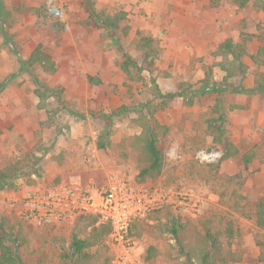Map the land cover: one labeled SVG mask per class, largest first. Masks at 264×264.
<instances>
[{
	"label": "rangeland",
	"instance_id": "374dc122",
	"mask_svg": "<svg viewBox=\"0 0 264 264\" xmlns=\"http://www.w3.org/2000/svg\"><path fill=\"white\" fill-rule=\"evenodd\" d=\"M243 31L264 32V11L253 1L239 6L231 0H0V170L14 163L20 167L16 185L0 190V215L14 224L8 243L23 264H68L64 253L72 255L73 233L85 231L77 217L25 218L23 196L34 189L103 183L109 173L138 181L147 158L131 141L140 131L131 117L151 101H165L156 113L170 126L163 150L177 139L183 160H165L162 172L143 183L194 188L205 203L197 215L166 207L151 213L142 220V235H134L138 251L145 258L156 247L149 264H189L167 229L172 212L190 219L197 232L205 220L213 229L233 226L232 250L241 258L229 264H264V244L259 246L264 229L245 216V197L255 202L264 196V95L233 90L253 86L256 70L264 66L247 57V74L220 92L206 91L202 83L209 72V82L222 80L219 46L226 38L241 40ZM141 35L156 39L160 57L152 73L134 67L127 73V57H141L136 47ZM39 43L54 58L55 72L28 63ZM259 47L264 49V39L249 49L256 53ZM153 77L171 98H154ZM224 139L233 142V156L214 164L196 162L197 149L223 151ZM100 140L105 148H99ZM92 143L98 146V168L83 160ZM222 238L228 248L227 235ZM108 243L109 235L103 247L91 251L101 263L112 260Z\"/></svg>",
	"mask_w": 264,
	"mask_h": 264
},
{
	"label": "trees",
	"instance_id": "16d2710c",
	"mask_svg": "<svg viewBox=\"0 0 264 264\" xmlns=\"http://www.w3.org/2000/svg\"><path fill=\"white\" fill-rule=\"evenodd\" d=\"M218 1V0H214ZM233 3L239 6H245L247 3L253 1L255 5L264 11V0H231ZM92 14L95 11L91 9ZM264 39V32L251 33L242 32V39L235 40L233 38H226L219 46V55L221 59L217 62V65L224 72L223 78L220 82H209L212 73H208L204 83V89L209 92H220L226 86H231V80L244 77L248 70L249 65L246 62V58L249 57L253 64L258 68L264 66V49L259 47L256 53H252L249 49L250 43L253 41H262ZM156 39L149 35H141V38L137 44V48L141 57H127L123 62V67L126 72H130V68L134 67L141 73L148 71L153 72L154 65L160 57L159 46L156 45ZM157 47V48H156ZM28 63L30 65L38 64L44 72H55L57 65L50 53H48L41 43H39L31 52ZM255 84L251 87L239 86L234 87V91L241 93H253L264 95V70H256ZM92 82L99 83L98 77L89 76ZM153 85V92H155L154 98H161L167 96L171 98L173 94H162L156 80L151 78ZM227 84V85H224ZM38 92V91H37ZM40 95V94H38ZM42 96V94H41ZM165 101L155 103L151 101L146 106L137 107L134 109V114L131 117V121L140 128V131L131 137L133 144H137L142 149L144 156L147 158V163L142 165L137 173V179L139 182H143L148 178L159 175L165 162V152L162 147L163 138L170 132V126L167 123L161 122L156 113L160 106H164ZM221 124L225 121V116L221 115ZM223 145V158H229L236 153L234 144L229 139L222 141ZM99 148H105L106 142L100 140L98 143ZM166 150V149H165ZM245 160L251 161V156L244 155ZM30 164L31 161L28 160ZM216 163V162H215ZM214 164V163H209ZM19 166L9 165L0 170V190L13 188L16 185V176L19 175ZM246 198L245 202V216L250 219H254L256 223L264 229V196L255 202ZM169 210V209H168ZM170 211V210H169ZM171 220L167 224V229L171 233L172 238L179 245L180 252L184 253L188 257L189 264H229L231 262H237L240 260V255L232 250L231 239L235 235L233 226H229L226 230L211 227L210 220H205L203 224V231L197 232L190 219L183 218L181 215H175L170 212ZM8 217L0 215V264H23L14 246L8 243V239L11 235V231L14 229V224H6ZM78 223L84 224V234L74 232L72 236V255L69 256L68 252H65L68 264H110L111 257H109L106 263H101L95 259L91 254L93 247L96 249L103 247L106 242V238L111 232L110 223L98 222V215L87 213L80 214L76 218ZM143 220V219H142ZM137 221L133 226V235H142L144 230H141V224L145 221ZM10 229V230H9ZM146 230V229H145ZM227 235L229 247L225 248L222 236ZM259 246L264 244V241H259ZM151 246L148 249L146 260L150 261L153 258Z\"/></svg>",
	"mask_w": 264,
	"mask_h": 264
},
{
	"label": "built area",
	"instance_id": "2783aa9c",
	"mask_svg": "<svg viewBox=\"0 0 264 264\" xmlns=\"http://www.w3.org/2000/svg\"><path fill=\"white\" fill-rule=\"evenodd\" d=\"M165 160L178 164L183 160L180 142L175 139L166 148ZM223 156L219 148H199L194 153L196 162H218ZM98 147L89 144L83 154L86 164L100 165ZM190 187L162 189L147 186L126 176L109 173L106 181H92L81 188L60 186L32 190L23 196V215L32 221H71L80 214L98 215V222L110 223L109 246L113 257L111 264H149L138 251L133 226L164 207L197 215L205 198ZM16 198V197H15ZM19 199H16V201Z\"/></svg>",
	"mask_w": 264,
	"mask_h": 264
},
{
	"label": "water",
	"instance_id": "95a60500",
	"mask_svg": "<svg viewBox=\"0 0 264 264\" xmlns=\"http://www.w3.org/2000/svg\"><path fill=\"white\" fill-rule=\"evenodd\" d=\"M51 12H53V13H59L60 10L59 9H52Z\"/></svg>",
	"mask_w": 264,
	"mask_h": 264
},
{
	"label": "crops",
	"instance_id": "0c3cea01",
	"mask_svg": "<svg viewBox=\"0 0 264 264\" xmlns=\"http://www.w3.org/2000/svg\"><path fill=\"white\" fill-rule=\"evenodd\" d=\"M89 76H93V75H89ZM94 77H96V76H94ZM89 79V78H88ZM100 79V78H99ZM91 81V80H90ZM92 82V81H91ZM94 84H100L101 85V83H102V80L100 79V82L99 83H95V82H93ZM98 147V146H97Z\"/></svg>",
	"mask_w": 264,
	"mask_h": 264
}]
</instances>
